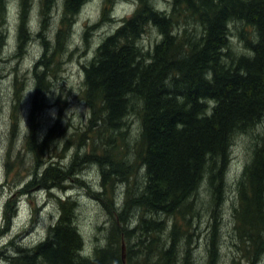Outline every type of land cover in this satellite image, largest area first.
<instances>
[{
	"label": "trees",
	"instance_id": "1",
	"mask_svg": "<svg viewBox=\"0 0 264 264\" xmlns=\"http://www.w3.org/2000/svg\"><path fill=\"white\" fill-rule=\"evenodd\" d=\"M87 1L65 0L61 23L71 21ZM105 3L101 22L110 21L108 9L115 0ZM162 13L148 0H137L134 12L98 45L95 58L83 68V101L92 115L104 119L109 132L119 131L124 119L132 116L139 127L133 162L126 163L120 153L112 160L106 153L92 157L105 168L101 195L96 197L105 198L104 208L116 212L111 214L107 243L94 245L91 255L82 256L75 203L57 195L60 216L45 238L34 247L19 244L18 255L2 253L3 264H192L202 186L210 194L205 264H217L231 149L240 135H250L253 141L242 172L235 175L231 229L243 246L236 248L250 264L264 255V0H171L164 13L168 15ZM21 20L18 37L23 46L28 42L25 16ZM236 23L246 50L241 55L228 44ZM149 26L159 30L160 40L143 51L138 42ZM175 27L179 30L173 31ZM67 31L57 33L52 57L64 51ZM37 110L35 100L30 117ZM57 128L51 127L40 145H30L31 150L44 153ZM125 167L128 172L123 173ZM138 169L143 172L140 185ZM52 171V167L45 171L48 175L39 179L40 184L65 191L64 179ZM116 179L125 184L119 209ZM139 188L140 194H131ZM128 215L130 223L135 222L133 228ZM132 240L136 242L131 246ZM138 247L136 253L142 254L134 260L133 248Z\"/></svg>",
	"mask_w": 264,
	"mask_h": 264
},
{
	"label": "rangeland",
	"instance_id": "2",
	"mask_svg": "<svg viewBox=\"0 0 264 264\" xmlns=\"http://www.w3.org/2000/svg\"><path fill=\"white\" fill-rule=\"evenodd\" d=\"M64 2L0 0V166L3 169L0 172V257L4 252L8 256L9 252L18 255L20 252L16 248L19 247L16 246L19 244L22 248L34 247L45 238L48 227L54 225L60 216L57 195L62 200L70 197L75 203V223L83 238L82 256L91 255L94 245L103 247L113 221L111 214L116 215V212L113 207L109 211L104 208L102 201L105 198L96 197L101 195V170L105 168L93 158L106 153L112 160L120 153L118 156H124L123 160L131 163L137 150L138 120L127 117L123 128L109 132L104 119L98 114L92 115V109L84 103L82 95L83 68L95 58L98 45L134 12L137 0H115L108 9L110 21L103 22L105 0H88L71 21L67 18L68 22L61 23L65 18ZM170 4L171 0H148V5L160 14L168 13ZM47 5L50 6L46 12ZM22 13L28 39L23 46L18 37ZM164 13L162 15H168ZM66 29L68 37L63 39L64 51L54 58L51 53L57 50V33ZM239 29L237 23L231 26L228 44L232 52L241 55L246 50L244 41L238 36ZM157 30L147 27L138 42L143 51L159 42ZM178 30L175 27L173 31ZM45 47L49 48L46 58L36 72L33 68L41 61ZM46 69L49 71L43 76ZM39 87L42 88L38 91ZM35 100L38 110L32 118L30 114ZM55 124L58 126L56 134L46 151L43 153L34 148L33 152L30 145H40ZM252 141L250 135H240L235 138L231 149L217 264H234L233 260L238 264H250L244 252L236 248L238 244L231 229V202L234 200L235 175L242 172ZM112 146L115 151L111 150ZM49 167L55 176L64 179L61 187L65 191L42 187L39 179L48 175L45 171ZM126 171L125 167L123 173ZM139 172L136 170L138 185L143 181V172ZM116 181L115 199L119 209L125 184L120 179ZM205 188L202 186L197 195L200 210L194 222L192 264H205L207 259L206 202L210 194ZM137 191L142 192L140 188L132 189L131 194ZM127 223L130 228L135 225L134 221L130 223L129 215ZM135 242L132 240L130 245ZM137 250L140 252L141 248H133L134 260L142 254L136 253ZM255 264H264V255Z\"/></svg>",
	"mask_w": 264,
	"mask_h": 264
},
{
	"label": "clouds",
	"instance_id": "3",
	"mask_svg": "<svg viewBox=\"0 0 264 264\" xmlns=\"http://www.w3.org/2000/svg\"><path fill=\"white\" fill-rule=\"evenodd\" d=\"M2 171H3L2 166H0V172H2Z\"/></svg>",
	"mask_w": 264,
	"mask_h": 264
}]
</instances>
